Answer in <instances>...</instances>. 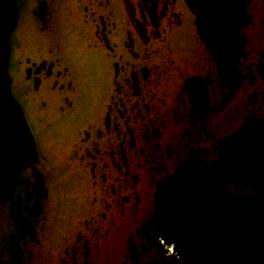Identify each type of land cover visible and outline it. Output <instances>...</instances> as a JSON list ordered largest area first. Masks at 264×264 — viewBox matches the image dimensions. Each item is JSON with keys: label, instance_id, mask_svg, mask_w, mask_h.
<instances>
[{"label": "flooded vegetation", "instance_id": "af4514ba", "mask_svg": "<svg viewBox=\"0 0 264 264\" xmlns=\"http://www.w3.org/2000/svg\"><path fill=\"white\" fill-rule=\"evenodd\" d=\"M14 3L10 89L36 156L0 201V264H169L157 194L188 160L264 206V0L241 14L229 85L185 0Z\"/></svg>", "mask_w": 264, "mask_h": 264}, {"label": "water", "instance_id": "95a60500", "mask_svg": "<svg viewBox=\"0 0 264 264\" xmlns=\"http://www.w3.org/2000/svg\"><path fill=\"white\" fill-rule=\"evenodd\" d=\"M246 1L198 0L196 3L197 0H188L193 11L199 14L200 27H206L211 39L218 44L219 54L223 49L236 53L231 50L239 34L236 21ZM2 2L6 19L0 33V129L15 127L16 135L31 145L32 136L23 111L11 93L8 73L9 36L17 8L14 0H0ZM30 158L33 157H25ZM166 183L187 186H165ZM207 183L212 186H204ZM12 189L13 186L0 188V201L6 199ZM156 205L154 222L169 264H210L211 250L216 258L224 260L222 264H264V206L260 198L233 196L222 189L207 164L184 163L159 187Z\"/></svg>", "mask_w": 264, "mask_h": 264}, {"label": "bare ground", "instance_id": "6f19581e", "mask_svg": "<svg viewBox=\"0 0 264 264\" xmlns=\"http://www.w3.org/2000/svg\"><path fill=\"white\" fill-rule=\"evenodd\" d=\"M247 3L242 6V10H240V15L244 11L245 7L249 4L250 0L246 1ZM185 3L187 7L190 9L193 15L196 16V27H197V35L199 39L204 43V45L210 50L211 54L213 55L217 66L219 68V73L222 81L229 85L231 81L236 78V72H235V61L237 59V56L240 53V49L242 46V39L239 34H237V42L233 45L231 50H236V53H231L230 50H220L222 51L221 54H219V47L218 44L211 39L210 32L207 30L206 27H200V17L199 14L195 13L193 11V8L191 4L188 3V0H185ZM198 3V0L197 2ZM3 2L0 3V33L1 29L5 26V19H6V12L2 9ZM17 20V15H16ZM240 19L238 22L236 21V25L239 24ZM230 23V22H229ZM16 24V21H15ZM201 24V23H200ZM15 27V25H14ZM237 27V26H236ZM14 29V28H13ZM207 33L209 36H207ZM11 34V33H10ZM208 37V38H207ZM10 38V36H9ZM209 40V41H208ZM238 43V44H237ZM234 52V51H233ZM236 55V56H235ZM235 56V57H234ZM236 58V59H235ZM186 84L188 86L194 85V89L191 91H188L189 96H191L192 101L194 99H198L200 101L202 108H198V112L202 114L204 111H206V100H205V92L203 89V86L200 84L199 79H189L187 80ZM195 97V98H194ZM9 129V130H8ZM2 127L0 129V186H15L17 182V169L19 166L23 165L24 163L31 162L35 159V145L34 142L31 143V145H27L24 142V139L16 135V129ZM237 137H243L242 141H247L248 144H251L250 140H247L249 137L247 134L246 129H241L237 133ZM235 137V138H237ZM242 149V148H241ZM251 147H244V151H250ZM248 153L243 154V156L247 155ZM31 156L33 158H30L28 160L25 159V157ZM192 161V160H188ZM187 161V162H188ZM194 162V161H192ZM186 163V162H185ZM181 168V167H180ZM211 170V169H210ZM12 171H13V177H12ZM179 171V170H178ZM264 177V174L258 175L256 177ZM12 178V179H11ZM168 183L165 184V186ZM180 184V183H177ZM204 185V184H202ZM215 185V184H214ZM204 186H212L211 184L207 183Z\"/></svg>", "mask_w": 264, "mask_h": 264}]
</instances>
